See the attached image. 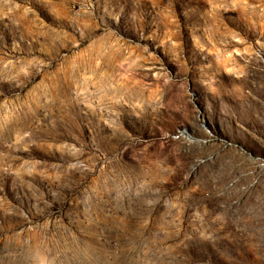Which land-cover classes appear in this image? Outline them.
Returning a JSON list of instances; mask_svg holds the SVG:
<instances>
[{"label":"rangeland","instance_id":"rangeland-1","mask_svg":"<svg viewBox=\"0 0 264 264\" xmlns=\"http://www.w3.org/2000/svg\"><path fill=\"white\" fill-rule=\"evenodd\" d=\"M0 264H264V0H0Z\"/></svg>","mask_w":264,"mask_h":264}]
</instances>
